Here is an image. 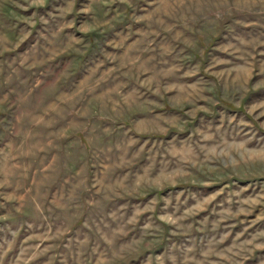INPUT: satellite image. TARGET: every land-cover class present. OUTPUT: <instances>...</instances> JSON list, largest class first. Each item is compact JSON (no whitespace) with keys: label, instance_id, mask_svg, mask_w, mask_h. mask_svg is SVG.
<instances>
[{"label":"rangeland","instance_id":"1","mask_svg":"<svg viewBox=\"0 0 264 264\" xmlns=\"http://www.w3.org/2000/svg\"><path fill=\"white\" fill-rule=\"evenodd\" d=\"M0 264H264V0H0Z\"/></svg>","mask_w":264,"mask_h":264}]
</instances>
